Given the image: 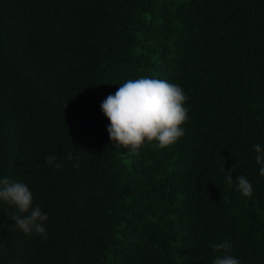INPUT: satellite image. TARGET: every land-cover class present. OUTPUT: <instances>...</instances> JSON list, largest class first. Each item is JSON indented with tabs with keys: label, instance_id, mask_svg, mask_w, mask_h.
Here are the masks:
<instances>
[{
	"label": "trees",
	"instance_id": "trees-1",
	"mask_svg": "<svg viewBox=\"0 0 264 264\" xmlns=\"http://www.w3.org/2000/svg\"><path fill=\"white\" fill-rule=\"evenodd\" d=\"M141 76L181 86L189 119L175 144L134 153L101 104ZM256 143L264 0H0V179L27 184L49 217L44 241L0 200V264H264Z\"/></svg>",
	"mask_w": 264,
	"mask_h": 264
},
{
	"label": "clouds",
	"instance_id": "clouds-1",
	"mask_svg": "<svg viewBox=\"0 0 264 264\" xmlns=\"http://www.w3.org/2000/svg\"><path fill=\"white\" fill-rule=\"evenodd\" d=\"M187 95L175 83L167 80L141 76L129 79L120 84L115 94H109L101 104L105 116L110 121L108 132L110 139L117 147L122 146L136 153L145 143L156 142L159 148L175 144L185 135L183 125L188 121L189 109L185 106ZM255 160L259 174L264 176V147L253 145ZM68 160H73V154L68 153ZM79 160V154L75 157ZM48 165L57 170L63 168V163L54 155L45 157ZM79 168L78 163L73 164ZM223 170V169H221ZM232 172L227 174L229 186L233 183ZM237 190L242 196L251 198L253 185L243 175L235 180ZM0 200L14 205L19 213L15 215V226L25 234H36L44 241L47 240V229L44 226L48 215L40 206L33 207V194L24 182H13L7 177L0 179ZM215 251L227 253L231 245L228 242L212 245ZM213 264H241V261L231 255L217 256Z\"/></svg>",
	"mask_w": 264,
	"mask_h": 264
}]
</instances>
